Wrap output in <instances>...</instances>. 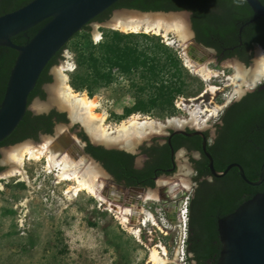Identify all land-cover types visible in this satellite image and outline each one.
Returning a JSON list of instances; mask_svg holds the SVG:
<instances>
[{
    "label": "trees",
    "instance_id": "1",
    "mask_svg": "<svg viewBox=\"0 0 264 264\" xmlns=\"http://www.w3.org/2000/svg\"><path fill=\"white\" fill-rule=\"evenodd\" d=\"M32 1L34 0H0V16L17 11ZM260 1L264 4V0ZM118 9L143 12L188 11L192 14L191 21L198 43L206 48H215L219 54L225 53L224 58L238 57L246 65L250 64L251 57L248 55L255 46L264 49V18L243 26L255 17L252 8L245 0H120L93 22L107 21ZM47 22L48 20L25 33L16 35L12 41L18 45L27 44ZM89 28V25L86 26L82 32H86ZM87 36L89 38L84 45L80 44L82 48L77 55V70L70 77V85L75 91L87 92L88 96L93 98L96 92L112 86L119 77H122L129 80V88L139 97L135 112L144 115H151L155 110L160 114L172 115L175 112V101L185 94L189 86L185 79L189 78L190 74L182 64L178 53L161 43L160 36L103 30V42L97 45L93 44L88 32ZM63 51L59 52L44 69L29 97L30 104L37 97L42 100L46 98L42 87L52 82L50 69L62 60ZM17 57V51L0 46V106ZM227 111L229 138L227 148L230 152V164L233 162L241 164L247 178L257 182L260 180L261 168L264 164V84L262 88L233 103ZM54 118H57L58 123L69 121L66 113L52 111L49 114L35 116L31 111H27L19 127L9 138L0 143V148L29 139L37 141L41 134L52 135L56 125ZM121 119L123 118L118 117V120ZM81 135L88 143L87 153L102 163L111 175L118 178L122 172V175H126V171L131 173L133 156L119 150L94 147L84 133ZM162 155L157 161L150 163L144 171H138V181L151 177L155 169L163 165L166 154ZM224 166L217 164V169L223 170L226 167ZM2 170L0 166V171ZM224 180L230 185V202L225 209L213 208L207 216H201L198 219L200 231L204 225L213 229L215 217L210 215L218 212L223 216L234 213L245 202L264 193V183L258 187L246 184L237 169L232 170L229 178ZM129 185L155 187L153 181L148 182L147 185L140 183ZM203 238L199 235L198 238L192 239H197L202 244ZM189 252L196 254L198 264H205V259L211 255L210 252L198 253L196 245H190Z\"/></svg>",
    "mask_w": 264,
    "mask_h": 264
},
{
    "label": "rangeland",
    "instance_id": "2",
    "mask_svg": "<svg viewBox=\"0 0 264 264\" xmlns=\"http://www.w3.org/2000/svg\"><path fill=\"white\" fill-rule=\"evenodd\" d=\"M114 14L115 13L113 12L107 21L113 18ZM107 21L103 23H106ZM99 24L101 23L93 22L86 32L80 33L76 38L71 40L65 49L68 50L67 53H65L64 50L62 60H60L58 65L52 68L51 74H53L54 78L53 82L48 86H51L52 89L54 87L57 91V95L58 90L62 88V85L57 82L56 71L67 61L75 62L77 65V55L82 48L80 44L84 45L89 38L87 32L89 33L93 44L97 45L103 42V30L114 31L103 26L104 24L101 26ZM96 32L100 37L96 38ZM173 32L170 33L169 38L178 41V35L176 32ZM160 38L162 40L161 43L163 42L178 53L182 64L186 68L182 49L177 46L169 45L166 39L162 36H160ZM260 54H262V56ZM263 56L264 51L257 48L249 65H246L241 61H239V63L245 65L248 68L247 70L252 69L254 72L257 60L259 57ZM228 61L229 60L220 62L214 59H209L206 62L209 68L216 70L221 74L219 78L213 79L211 81L212 83H210L223 88L222 91H219L215 96L208 95V103L212 101L213 103L216 102L215 104L222 106L226 104L227 107L232 100L243 95V89L245 88L246 90V87H248V84H242L238 91L236 90V86L232 84V81H228L229 77L235 75V66L238 65V61ZM67 65L69 66V64ZM186 70L190 74V77L185 79L189 86L187 87L185 94L176 99L174 104L175 112L172 115L167 113L160 114L158 110H155L151 115H144L140 112H135L134 110L139 102V97H137L129 88V80L123 79L122 77H119L117 82L112 86L96 92L93 98L101 104V108L98 112L100 114L104 112L107 113L108 124L110 125L120 124L123 120L135 115L140 117H150L164 125L163 130H160L157 127V131L154 130L153 133L148 134V137H145V139L140 142L136 141L135 149L129 150L130 152L139 154L143 142L152 136L160 137L159 135H167L170 130H185L187 127H203L215 120L212 119L203 123H196L190 110L187 111L185 109V105L192 107L194 103L191 100L198 98L207 88L206 82L191 73L189 69L186 68ZM66 73L69 77L73 74H69L68 71H66ZM262 82L264 83V80H262ZM229 84L231 85L227 86ZM255 86L252 85L249 88ZM83 93L88 95L87 92ZM49 99L50 96L47 92L46 98L42 100V102H36V99H34L31 104L33 105L34 110H36L34 107L36 103L45 104ZM229 99H231L230 102H228ZM181 102H183L182 107L178 109L176 105L181 104ZM226 107L221 111L220 116L226 110ZM61 110V112L67 114L69 120V111ZM118 117H122L123 119L118 120ZM176 120L180 121L181 125L176 126L170 124V122ZM66 128H69V131L74 138H77V132L83 130L90 140L96 141L92 139L93 137H91L82 123L75 121L70 122V120L68 123H61L60 126H56L54 133L50 138L54 139L59 132L63 133ZM41 135L37 141L29 139L21 144L19 143L14 146L3 147L0 149L1 164L3 168L0 175L3 176L12 169L11 166H8L4 162L5 155L3 154L5 151L28 142H32V144L41 143L43 140L47 139L43 138L41 141ZM99 144L104 145L101 142ZM80 145L83 148V144L81 143ZM121 147L122 146L117 148L126 149ZM177 157L178 169L176 173L172 175V178L174 179L172 182L178 186L177 188L182 189L189 184L187 182V176L189 174L187 171L188 161L184 158L182 152H179ZM138 161H141V157ZM95 165L99 168L98 170L100 172L98 181L99 183H102L101 181L105 180V174L98 164ZM25 170L27 175L25 181H22L19 177L0 180V184L3 185V190H0V264H148L150 250L161 244L167 247V253L169 256H167L169 258L168 264H179L176 246H173L175 234L172 233L167 237L156 232L151 236V234H149V229H152L153 227L149 225L148 229L142 227L140 233L132 234L121 225L117 216L108 210L106 204L101 205V203L90 194L86 192L82 193L79 197H75L74 201L64 198L63 193H65V184L56 185V178H54L53 175L46 173L44 163L39 165L28 162L26 163ZM102 189L104 190V188ZM151 193H153L152 198L148 197ZM126 195L130 197V194ZM107 197L108 196H105L109 202L114 205H119L118 203L116 204V201L110 200ZM142 197L143 200L148 199L152 201H157L158 198L156 191L153 190H147ZM23 203H26V206L23 207ZM121 205L126 207L132 204L130 200L124 199ZM146 214L149 213L146 212ZM140 226L141 225H139L138 222L132 224V227L139 228Z\"/></svg>",
    "mask_w": 264,
    "mask_h": 264
},
{
    "label": "water",
    "instance_id": "3",
    "mask_svg": "<svg viewBox=\"0 0 264 264\" xmlns=\"http://www.w3.org/2000/svg\"><path fill=\"white\" fill-rule=\"evenodd\" d=\"M120 0H34L23 8L12 13L0 16V46L9 47L18 52V57L12 69L4 99L0 106V143L9 138L24 120L27 111L34 115L49 114L51 110L62 111L59 107L52 105L44 111H35L33 105L29 102V97L34 91L38 80L49 62L62 50H65L69 42L86 26H90L93 21L106 10L117 4ZM252 8L255 17L245 24L250 25L258 19L264 18V4L260 0H245ZM114 16L106 23L99 24L111 27L115 16L119 13H136L142 15L161 14L165 16L183 15L186 18L187 29L189 32L188 40L185 44V54L192 60L198 62H207L214 59V51L204 47L196 41L192 14L188 11L171 12H143L134 9H118L114 11ZM48 22L38 33L25 45H18L12 41V38L21 33H25L31 28ZM242 32V29L240 33ZM146 34L145 32H142ZM182 49V52H183ZM184 53V52H183ZM233 59L228 62H237ZM239 66L248 69L245 65L237 63ZM256 87V86H255ZM47 92L50 96L47 86ZM253 89V88H252ZM246 93L248 90L243 89ZM49 98V97H48ZM36 102H42L36 98ZM70 122H74L69 116ZM61 123L57 124L60 126ZM64 126V125H62ZM61 126V127H62ZM184 135L193 137L203 134L201 132L187 133L182 129L175 130L173 135ZM51 135H41L48 138ZM96 145L100 142L93 141ZM54 143L62 145L64 150H76L85 155L90 161L95 162L87 155L81 144V140L74 138L69 128H66L62 134H57ZM107 149H120L116 144L102 143ZM122 148V147H121ZM204 151L210 159V167L213 175L217 177L225 176L229 170L237 167L245 183L253 187L261 186L264 183V165L261 168L260 180L250 181L244 169L239 164L231 165L223 174L218 173L214 168V161L207 153V143L204 142ZM4 153V152H3ZM4 155V154H3ZM99 165V164H98ZM107 186V187H106ZM105 192L113 188L116 193L111 195L114 199L121 200L122 197L130 200L132 208L140 207V200L133 199V195L144 196L147 192L142 188H132L129 190V196H126L127 189L120 188L118 185L106 184ZM121 190V192H120ZM106 193V195H107ZM128 194V193H127ZM143 198V197H142ZM174 220V214L169 215ZM220 234L223 243V251L216 264H264V193L256 195L253 199L245 202L234 213L220 221Z\"/></svg>",
    "mask_w": 264,
    "mask_h": 264
},
{
    "label": "bare ground",
    "instance_id": "4",
    "mask_svg": "<svg viewBox=\"0 0 264 264\" xmlns=\"http://www.w3.org/2000/svg\"><path fill=\"white\" fill-rule=\"evenodd\" d=\"M110 25L113 29L126 34H140L145 32L146 34L162 36L169 45L177 46L181 49H185V44L189 37L186 18L183 15L165 16L161 14L142 15L136 13H119L115 16L113 23ZM173 31L178 35V41L169 38L170 33ZM95 36L96 38L100 37L97 32ZM184 49V53L182 54L183 58H185L186 68L207 83L205 92L198 98L191 100L194 103L193 106L185 105L184 107L187 111L190 110L196 123H203L216 119L220 116L226 104L222 106L212 101L208 103L207 96H215L219 91H222L223 88L211 84V81L215 78H219L221 74L209 68L206 62L192 60L185 54ZM260 55L262 56V54ZM235 67L236 73L229 77L228 81H232V84L236 86V90L238 91L242 84H248V87H250L264 80V56L259 57L257 60L254 72L252 69L247 70L239 65ZM69 70L70 68L66 62L58 68L56 71V78L57 82L62 85V88L58 90V95L54 87L53 89L50 88L49 101L45 104L36 103L34 105L35 111H44L52 105L58 106L63 110L69 111L73 121L82 123L91 137H93L92 139L101 143L116 144L129 150H134L136 141L140 142L145 139V137H148V134L153 133L154 130L157 131V127L163 130L164 125L162 123L150 117H140L138 115L132 116L122 121L120 124H108L107 113L104 112L100 114L98 112L101 108V104L96 99L90 98L86 93L77 92L72 88L69 83L70 77L66 73V71ZM230 85L231 84L227 86ZM230 101L231 99L228 100V102ZM170 124L176 126L181 125L180 121L177 120L170 122ZM59 134L62 133L59 132ZM4 155V162L8 166H11L12 169L3 176L0 175V180L19 177L22 181H25L27 179L25 172L26 163L32 162L39 165L44 163L46 173L56 178L55 184H65V193H63L64 198L74 201L75 197H79L82 193L86 192L90 194L98 200L101 205L106 204L108 210L117 216L121 225L124 226L128 232L132 234L140 233L142 227H147L152 220V216L146 214L145 209H136L134 211L131 206L123 207L121 204L125 197H122L121 200L114 199L110 196V194L114 195L116 193L113 191V188H110L111 190L109 189L110 191L108 193L105 192L102 189H105L103 186L104 183L102 181V183H99L98 181L100 172L95 163L90 161L85 155L79 153V151L76 152V150H72V148L68 151L64 150L62 145L58 146L54 143V139L50 137L38 144H32V142L24 143L5 151ZM0 190H3L2 184H0ZM105 196H108L107 198L110 200L116 201V204L118 203L119 205L112 204ZM148 197L152 198L153 193L149 194ZM22 206H26V203H23ZM134 222H138L141 226L139 228L132 227ZM167 256V249L164 245L157 246L150 250L148 264H168L169 256Z\"/></svg>",
    "mask_w": 264,
    "mask_h": 264
},
{
    "label": "flooded vegetation",
    "instance_id": "5",
    "mask_svg": "<svg viewBox=\"0 0 264 264\" xmlns=\"http://www.w3.org/2000/svg\"><path fill=\"white\" fill-rule=\"evenodd\" d=\"M257 48H260L264 51L262 47L255 46L254 49L248 55L251 57L250 62ZM209 49L214 51L215 53L214 58L217 61L223 62L225 60H233V59L241 61L238 57L224 58L225 53L219 54L215 48H209ZM52 68L50 69L49 74L52 76V82H53L54 76L53 74H51ZM51 83L45 84L42 87V89L45 91V94H47L46 87ZM263 84H264L263 82H260L253 89L246 87L248 91L244 93L243 95L239 96L240 99L236 98L235 100H232L230 104L226 107V110L222 113V115L219 118H216L215 120L210 122V124H206L203 127L199 126L197 128L187 127L184 130L187 133L201 132L203 136L196 135L193 137H187L181 134L173 135L175 130H170L167 135H162V136L159 135L160 137L152 136L148 140L144 141L139 154H134L133 152H130L129 149L126 150L127 148L126 149H107L106 147L102 145L94 144V142L90 140V138L87 136V134L83 130H81L80 132H77V138L81 140V143L83 144L84 152L87 155H89L95 162L99 164L103 173L105 174V178H104L105 180L103 181L101 179L102 182L104 183L103 184L104 187L106 186V184L112 183V184L118 185L120 188L127 189L128 194H129L128 191L131 190L132 188H142V189H145L146 191L147 190L156 191V194L158 197L157 198L158 203L161 204L163 207H165L168 211L170 210L171 212H174V213L177 212L181 202L186 197H190V204H189L190 233H189V240H188V263L189 264H198L196 254L189 252L190 245L191 246L196 245L198 253H205V252L211 253V255L205 259V262H204L205 264H216V262H218V260L220 259L221 253L223 251V246H224L222 243L221 234H220V221L224 219L225 217L231 215L232 213L226 216L225 215L223 216L221 212L210 215V217L212 216L215 217L214 218L215 223H214L213 229L208 228L207 225H204L203 229L200 231V228H199L200 226L198 225L199 223L198 219L201 216L203 217L205 215L207 216L208 212L213 208L220 209V210L225 209L227 207V204L230 202V185L228 184L229 182L227 183L224 179L227 177L229 178L230 172L234 169L238 170V173L241 177L240 171L237 167H234L231 170H229L228 173L223 177H217L213 175L211 171V167H210V159L208 158L203 148L204 142L207 143V153L210 154L211 157L213 158L214 168L218 173L223 174L231 165L239 164L236 162H233L230 164V160H229L230 152L227 148V146L229 145L228 144L229 138L227 134L228 125H227V119H226L227 112H228L227 110L230 108V106L233 103L239 102L241 99H243L248 94L254 92L255 90L259 88H262ZM52 111L63 113L56 109L51 110V112ZM54 122L56 124L55 125L56 127L57 124H59L57 121V118H54ZM82 133H84L88 137L90 141L89 143L93 145L94 147L101 146L107 150H119V151L125 152L133 156V158L131 159L132 161L131 173H128V171H126V175L124 174L125 175L124 176L122 175L123 174L122 172V174L121 173L119 174L118 178L111 175L106 170V168L104 167L102 163L96 161L91 154L87 153L86 149L88 147V143L84 141L81 135ZM180 136H182L183 138ZM162 148L163 150H160ZM179 152H182L184 154V158H186L188 161L187 171L189 173L187 176L188 177L187 182L189 184L187 183L188 185L186 187H183L182 189L177 188L178 186L172 182L174 180L172 178V175H174L178 169L177 154ZM162 154H166V158L162 162L163 165L157 167L151 177L147 179H143L142 181L140 180L138 181V177H139L138 171H144L147 168V166L150 165V163H153L154 161H157L158 158L162 157L163 156ZM0 156H1V153H0ZM140 157H141V161L139 162L138 159ZM217 164L225 165L226 167L224 166L225 168L223 170H218ZM0 166L2 167L1 157H0ZM150 181H153L155 183L154 188H149L145 186L129 185V184H135V183L147 185L148 182ZM132 198L135 200L141 199L139 196H136V195H134ZM213 204L215 206H213ZM199 235L204 237L203 238L204 241L202 244L199 242V240L192 239L196 237L198 238Z\"/></svg>",
    "mask_w": 264,
    "mask_h": 264
},
{
    "label": "built area",
    "instance_id": "6",
    "mask_svg": "<svg viewBox=\"0 0 264 264\" xmlns=\"http://www.w3.org/2000/svg\"><path fill=\"white\" fill-rule=\"evenodd\" d=\"M67 51L68 50H65V53H67ZM66 64H69V68H70V70L68 71L69 74L74 73L77 70V65L75 62L67 61ZM181 104H183V102H181ZM181 104L176 105L178 109L181 107ZM189 204H190V197H186L181 202L177 212L174 213L171 212L170 210L168 211L157 201H152L148 199L143 200V198L141 197L140 207L132 208L134 211L136 209H145L147 213L151 214L152 220L149 222V226L153 227L152 229H149V234H151V236H153V234L156 232H159L163 236H167V237L172 233L175 234L173 246H176L179 264H189L188 263V240L190 233ZM170 214H174L175 216L174 220L170 218L169 216ZM149 226L145 227L144 229H148ZM164 247L167 249L166 246Z\"/></svg>",
    "mask_w": 264,
    "mask_h": 264
}]
</instances>
